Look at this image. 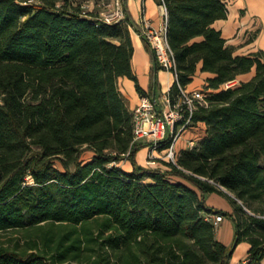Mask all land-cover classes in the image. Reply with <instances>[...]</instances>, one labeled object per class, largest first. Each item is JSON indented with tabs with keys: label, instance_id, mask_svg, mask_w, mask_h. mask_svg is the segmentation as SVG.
Listing matches in <instances>:
<instances>
[{
	"label": "trees",
	"instance_id": "obj_1",
	"mask_svg": "<svg viewBox=\"0 0 264 264\" xmlns=\"http://www.w3.org/2000/svg\"><path fill=\"white\" fill-rule=\"evenodd\" d=\"M86 1L0 0V232L30 238L27 248L0 244V264H231L241 241L249 247L239 264H264V49L238 53L214 26L228 17L225 0H156L180 82L208 72L212 93L193 115L205 125L196 145L176 163L142 165L135 156L148 143L132 142L118 86L127 76L148 94L132 67L138 24L126 0L116 23L85 11ZM212 192L232 212L209 206ZM210 213L233 220L231 246Z\"/></svg>",
	"mask_w": 264,
	"mask_h": 264
},
{
	"label": "built area",
	"instance_id": "obj_2",
	"mask_svg": "<svg viewBox=\"0 0 264 264\" xmlns=\"http://www.w3.org/2000/svg\"><path fill=\"white\" fill-rule=\"evenodd\" d=\"M90 1L82 4L87 8ZM99 18L106 23H116L126 17L123 0H99ZM162 18L159 25L143 15L138 24L140 37H144L154 52L157 64L173 76L172 84L159 95L140 94L139 101L132 111L133 140L132 142L148 143L146 165L157 167L161 160L176 163L179 150L196 145L199 137L186 138L185 144L179 146L183 133L195 127L193 115L202 105H207L212 90L202 85L189 88L179 79L174 52L167 38V9L162 5ZM238 79L228 81L224 87L237 84ZM175 84V89L173 85ZM206 219L213 221L215 226L223 219L221 213H210ZM245 262V261H244Z\"/></svg>",
	"mask_w": 264,
	"mask_h": 264
},
{
	"label": "crops",
	"instance_id": "obj_3",
	"mask_svg": "<svg viewBox=\"0 0 264 264\" xmlns=\"http://www.w3.org/2000/svg\"><path fill=\"white\" fill-rule=\"evenodd\" d=\"M237 1L238 0H231L230 4H228V7H229L228 17L226 19L217 20L214 23V26L222 30V33L227 38V41L236 46L238 53H248L250 51H254L260 48L259 38L261 36V33L258 34L252 42L245 43L246 46L248 47H246V49L244 50H241L242 45H238V43L240 42L239 40L240 38H242L244 34L243 26H240L238 30H236L235 32L236 28L233 27V22H235L234 24H236V22L239 21V18H242V20H244L245 17H247L249 10L245 6L246 4L244 3V1L238 3L237 8L239 10H236L237 13L235 12V15H236L235 19L231 20L230 17H232V15L230 13V7L231 5L235 4V2ZM126 5H127V9L132 19L137 24L140 23L144 15L147 18H150L152 20L153 25H156V26L159 25L161 18H162L163 8H162V4H158L156 0H126ZM132 40H133V45H134V55L132 58V67H133L134 73L136 74L138 78V82L140 86L148 94L156 93V92L161 93L162 91L166 90L173 82V76L171 75V73L161 68L157 64V62L154 61L152 54L151 52L147 50L144 44V41L142 40L140 35L133 29H132ZM156 64L158 65V68L155 71V78H154L155 83L152 89L151 73H152V69L155 67ZM208 75H210V73L201 72L200 70H198L193 81L190 82L187 86L189 88L199 86V83H200L199 81L205 84L204 79H206ZM243 75H246V74H243ZM118 86L123 96L127 100L130 110H132L135 107V105L138 103L139 97H140V93L136 90L134 80L127 76H120L118 79ZM203 126L205 127L204 124ZM179 146L181 147L183 146V144ZM147 153H148V146H145L141 148L140 150H138L135 156L137 162L142 165H146ZM121 166L128 171L131 170L132 168V164L130 161L127 163V165H121ZM208 194L209 193L206 194L205 198H206V203L209 206L222 209L223 211H226V212H232L233 207L226 197L216 192H212L210 193V195L214 197L217 201L213 200L214 202H211L208 198ZM234 229H235V224L233 220L228 215L224 214L223 219L219 222V224L216 227V231H217L216 237L220 241H222L224 244H226L227 246H231L234 240ZM248 247H249V244L246 241H241L238 244H236L230 256V263L239 264L241 261H243L246 258ZM237 249L239 250L237 251ZM237 256L238 258L239 257L241 258L237 260ZM263 263H264V260H263Z\"/></svg>",
	"mask_w": 264,
	"mask_h": 264
},
{
	"label": "rangeland",
	"instance_id": "obj_4",
	"mask_svg": "<svg viewBox=\"0 0 264 264\" xmlns=\"http://www.w3.org/2000/svg\"><path fill=\"white\" fill-rule=\"evenodd\" d=\"M225 1L228 4H230V2H231V0H225ZM243 1L246 4L245 6L249 10L248 15H247V17H245L244 20H242V18H239V21L236 22V24H234L235 22H233V27L236 28L235 32H236V30H238V28L240 26H243V33L244 34H243L242 38H240V40H239L240 42L238 43V45H242L241 50L246 49V47H248V46H246L245 43H247L248 38L252 35L257 36L258 34L261 33V36L259 38V43H260L259 45H260L261 49H264V0H238L237 2H235V4L231 5V7H230V13L232 15V17H230L231 20L235 19V16H236L235 12H236V10H239L237 8L238 3L243 2ZM97 8H98V6L96 5L95 0H90L88 7L85 8V11L91 12V11H95V9H97ZM250 75L251 74L249 73V74L243 75L241 77L247 78ZM241 77H239L238 80ZM204 81H205V79H204ZM199 82H200L199 85H202L203 87L205 86L204 83H201V81H199ZM233 85H235V84H233ZM159 93L160 92H156V95H159ZM204 133H205V127L203 126V123H198L195 127L191 128L189 131H186L185 133H183L182 138L179 141V145H181V144L184 145L185 144L184 140L186 138H188L189 136H196V137L200 138L201 136L204 135ZM179 145H178V148H179ZM90 157H91L90 152H86L83 156V158H85V159L90 158ZM127 160L128 159H126V158L121 159L119 161V165H127V163L129 162ZM208 198L211 202H214L213 200H216L214 197H212L210 195V193L208 194ZM27 232L28 231H25V230L1 231L0 232V244L7 245L10 247H17L19 249L27 248V246H28L27 241L30 239ZM238 250L239 249H237V251ZM236 254H237V252H236ZM240 258L241 257L238 258V256H237V260ZM68 264H91V260H82V261L73 260V261H70Z\"/></svg>",
	"mask_w": 264,
	"mask_h": 264
},
{
	"label": "water",
	"instance_id": "obj_5",
	"mask_svg": "<svg viewBox=\"0 0 264 264\" xmlns=\"http://www.w3.org/2000/svg\"><path fill=\"white\" fill-rule=\"evenodd\" d=\"M225 192H227L228 194L232 195L231 192H229L227 189H225L223 186H220ZM236 246V242L233 243V246L231 247V249L229 250L228 252V256L230 257L231 256V253L233 251V248Z\"/></svg>",
	"mask_w": 264,
	"mask_h": 264
}]
</instances>
